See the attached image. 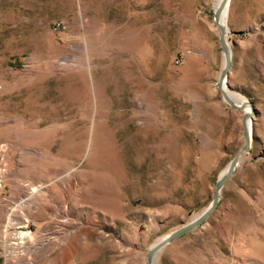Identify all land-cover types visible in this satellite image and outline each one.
Listing matches in <instances>:
<instances>
[{"label":"rangeland","instance_id":"374dc122","mask_svg":"<svg viewBox=\"0 0 264 264\" xmlns=\"http://www.w3.org/2000/svg\"><path fill=\"white\" fill-rule=\"evenodd\" d=\"M214 2L0 0V264H148L201 215L249 112ZM226 27L250 149L154 264H264V0Z\"/></svg>","mask_w":264,"mask_h":264},{"label":"water","instance_id":"95a60500","mask_svg":"<svg viewBox=\"0 0 264 264\" xmlns=\"http://www.w3.org/2000/svg\"><path fill=\"white\" fill-rule=\"evenodd\" d=\"M213 21L214 23L217 25L218 29H219V40H220V44L222 47V54L225 57V64L224 66H222L219 76H218V82H217V86L219 87L220 85V80L221 78L224 76L226 77V72L228 71V69L231 67V60H230V47L229 45L226 43L225 41V29L223 26L219 25L218 23V19H217V11L213 10ZM224 99L232 106L238 107V105H236L237 103L235 101H233V99L231 97H229L228 95H226L225 93L223 94ZM241 104H247L249 107H251V105H249L248 101L245 99L244 101L241 102ZM240 106V105H239ZM253 113V109L251 107V113H249L247 116H243V135H244V140L242 143V146L239 148V150L234 154V156L228 161L227 165H228V169L226 170V172L219 174V176L217 177L215 183H214V192H213V196L212 199L210 201V203L207 205V207H205L200 215V217H198L195 220H191L186 222L185 224L173 229L172 231H170L169 233H166L167 236L165 239L158 241L154 244L151 245V247L148 249L147 253H146V261L148 264H154L153 263V258L154 255L156 253V251L166 242L172 240L173 238L181 235L182 233L188 231L189 229H191L192 227H194L195 225H197L198 223H200L202 220H204L217 206H218V202H219V194H220V190L222 188V185L224 184V182L226 181V179L230 176V174L234 171V169L236 168L239 159L242 157V155L244 154V152L248 151L250 149V142L252 139V132L251 135L248 134L247 131V126H246V121L247 119H250L249 116L252 115Z\"/></svg>","mask_w":264,"mask_h":264},{"label":"bare ground","instance_id":"6f19581e","mask_svg":"<svg viewBox=\"0 0 264 264\" xmlns=\"http://www.w3.org/2000/svg\"><path fill=\"white\" fill-rule=\"evenodd\" d=\"M229 2H230V0H215V2H214V8H215V11H217L218 23H219V25H221V26L224 27L225 31H227V27H226V17H227L228 8H229ZM224 37H225L226 43L229 45V43H228V41L226 39V33H225V36ZM223 58H224V61H225L224 55H223ZM225 82H226V77L223 76L221 78V80H220L219 90H221V93H223V94L225 93L226 94V92L223 90V88H224V89H226L228 91V93H230L231 95H234L235 97H237V99H238L237 101L240 102V103L238 104L236 102L237 103L236 105H238V107H240V108H248L249 112H247V113H245L243 115V116H247L249 113H251V108L247 107L246 106L247 104H243L242 105L241 102L244 100L243 97L240 94H238V93H234V92L230 91L228 89V87H227V85H226ZM226 95H228V94H226ZM246 126H247L248 134L250 135L249 119H247V121H246ZM227 169H228V166H227V168L225 169L224 172H226ZM198 217H200V215H198L197 218ZM197 218H195V219H197ZM195 219L193 218L192 220H195ZM166 236H165V238H166ZM161 240H163V238L159 239L158 241H161Z\"/></svg>","mask_w":264,"mask_h":264},{"label":"built area","instance_id":"2783aa9c","mask_svg":"<svg viewBox=\"0 0 264 264\" xmlns=\"http://www.w3.org/2000/svg\"><path fill=\"white\" fill-rule=\"evenodd\" d=\"M53 26H54L55 29H59L63 25L59 21H56ZM175 61L178 62L179 61V58H176Z\"/></svg>","mask_w":264,"mask_h":264}]
</instances>
